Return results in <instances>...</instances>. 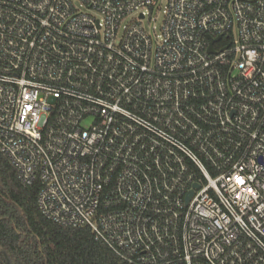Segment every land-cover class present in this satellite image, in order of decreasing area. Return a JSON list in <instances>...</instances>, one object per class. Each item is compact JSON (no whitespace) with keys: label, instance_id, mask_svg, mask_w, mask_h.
<instances>
[{"label":"built area","instance_id":"obj_1","mask_svg":"<svg viewBox=\"0 0 264 264\" xmlns=\"http://www.w3.org/2000/svg\"><path fill=\"white\" fill-rule=\"evenodd\" d=\"M0 152L127 264H264V0H0Z\"/></svg>","mask_w":264,"mask_h":264},{"label":"trees","instance_id":"obj_2","mask_svg":"<svg viewBox=\"0 0 264 264\" xmlns=\"http://www.w3.org/2000/svg\"><path fill=\"white\" fill-rule=\"evenodd\" d=\"M42 184L24 185L0 152V260L4 264H127L88 227L47 219L38 204Z\"/></svg>","mask_w":264,"mask_h":264},{"label":"rangeland","instance_id":"obj_3","mask_svg":"<svg viewBox=\"0 0 264 264\" xmlns=\"http://www.w3.org/2000/svg\"><path fill=\"white\" fill-rule=\"evenodd\" d=\"M162 18H163V14L157 13L156 14V22L152 23V25H155L159 29L161 24H162ZM129 21L130 20H127L126 23H128ZM143 24L146 26L147 29H149L147 21H144Z\"/></svg>","mask_w":264,"mask_h":264},{"label":"water","instance_id":"obj_4","mask_svg":"<svg viewBox=\"0 0 264 264\" xmlns=\"http://www.w3.org/2000/svg\"><path fill=\"white\" fill-rule=\"evenodd\" d=\"M210 52H212V53H213V48H210Z\"/></svg>","mask_w":264,"mask_h":264}]
</instances>
